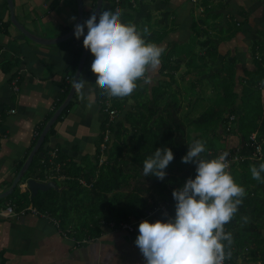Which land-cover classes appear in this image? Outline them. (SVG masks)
I'll return each instance as SVG.
<instances>
[{"label":"trees","instance_id":"trees-1","mask_svg":"<svg viewBox=\"0 0 264 264\" xmlns=\"http://www.w3.org/2000/svg\"><path fill=\"white\" fill-rule=\"evenodd\" d=\"M59 2L60 0H53L52 4L56 6ZM138 2L139 0L119 2V6L125 4L123 7L127 5L130 9V13L120 18L122 22L132 24L134 16L131 12L136 10ZM205 3L206 1L203 2L204 12L207 16L193 20L190 27L192 31L190 41L176 44L172 48H169L170 44L167 43L166 47L169 49L162 53L160 68L157 72L164 77L162 82L149 88L141 87L142 80L139 78L137 88L140 90H133L131 94L124 97L112 96L111 104L102 106L101 113L104 117L100 126L98 146L100 142L104 143V151L101 152L99 147L93 159H85L81 163L72 161L68 166L65 164V167L60 168V173L71 178L64 182L66 189L38 192L31 199L22 193L21 196L24 199L19 201L18 207L30 204L38 213L48 214L57 219L60 226L71 225L73 234H78L80 237L100 236L102 229L107 225L113 224L118 227L121 223L146 217L149 212L168 202L174 188L182 186L188 177H194L196 165L183 162L181 157L188 151L189 139L192 141L199 139L206 145V151L201 153L204 158H216L226 152L227 160L237 151L238 154L245 156L243 161L232 162L230 164L232 166L226 169L232 174L235 182L244 187L246 193L242 197V203L238 205V211L224 225L225 231L232 233L231 242H224L226 264H235L236 256L244 252L247 254L243 256L244 263L264 264V201L255 202L258 186L264 183V180H257L251 174V165L259 166L264 163V104L262 101L264 97V39L254 42L251 47L254 70L244 71L240 75L235 68L236 59L228 56L209 77L213 94L204 98L196 91L199 79L190 82L188 76L206 74V70L214 68L217 55L221 52L217 44L209 40H199L202 34H207L203 28L208 24L209 16L211 17L210 9ZM115 7L114 0L111 8L115 9ZM152 12H148L147 20H140L135 25L146 41L161 46L169 30L166 28L167 30L159 31L157 23L149 22V19L152 21ZM5 24L11 25L9 20ZM2 27L6 29L5 26ZM239 27L240 25L237 26L234 23L231 33L228 34L229 37H225L226 40L234 37ZM198 47L204 48L203 53H200ZM89 59L91 57L88 56L87 61ZM182 66L185 67V72L181 73L180 77L189 80L188 87L175 85L177 82L175 74ZM72 70H75V65ZM88 73L94 91L101 94L100 101L110 99L103 85L96 80V73H93L89 66ZM65 85L62 87L64 91L55 105V110L63 103L70 91V84ZM79 92L80 88H77L73 99L56 122L71 109ZM182 92L185 94L182 96L187 100L180 95ZM129 101L130 109L125 111ZM203 103L206 105L204 106ZM109 111L116 113L112 119ZM52 114L53 112L39 127L36 139ZM1 117L5 118V114L1 113ZM54 125L46 135L44 143L55 134ZM252 134L257 136L262 147L263 156L259 160L251 159L246 146ZM106 135L108 138L104 142ZM231 137L238 139V145L234 148L228 147V150L221 148L220 145L214 146L210 141L211 139L218 141L223 138L231 139ZM162 146H168L174 152V159L166 169L167 175L163 180L152 175L145 176L144 160L152 155L156 148ZM41 150L42 147L39 152ZM56 163V161L49 163L47 154L40 165L38 176L43 179L42 173L46 170L55 174V168L51 167H55ZM33 164L34 159L30 166ZM80 179L84 180L83 183ZM16 190L12 193V197L18 194L19 189Z\"/></svg>","mask_w":264,"mask_h":264},{"label":"crops","instance_id":"crops-1","mask_svg":"<svg viewBox=\"0 0 264 264\" xmlns=\"http://www.w3.org/2000/svg\"><path fill=\"white\" fill-rule=\"evenodd\" d=\"M113 1L102 0V7H111ZM115 1L116 7L123 10L120 18H124L126 13H130V9L127 5L123 7L125 4L119 6L121 0ZM205 1L212 14L210 22H218V32L214 36L218 43L224 44L225 52L236 59L237 72L242 75L244 71L254 70L250 48L254 42L264 39V0H139L136 10L131 12L134 16L132 24L147 20L148 12L153 11L152 21L149 19V22L157 23L159 31L169 30L160 44L163 52H166L176 44L190 41V27L197 18L195 11L204 10ZM52 2L53 0H14L17 20L30 34L43 40V43H36L16 28L11 29L12 25L6 26L9 12L5 0H0V114H5V118H0V194L11 188L41 134L36 139L39 127L51 112L56 111L55 105L64 91L62 87L65 84L72 87L85 45L82 35L56 44L44 42L55 41L69 33L77 20V0H60L56 6ZM97 2L98 0H83L84 18L95 10ZM218 12L220 16L216 15ZM161 14H165L164 24L157 20L161 18ZM234 23L240 25L239 31L226 40ZM167 43L170 44L169 48L166 47ZM222 52L221 49V53L217 55L214 69L224 59L225 52ZM93 55L94 50L90 47L88 56L92 59ZM88 56L81 73L87 81L73 101L74 106L63 115L58 124L54 123L55 134L43 142L42 150H38L36 158H33L34 164L26 172L27 178L20 181L12 191L14 193L18 188V194L10 198L11 193L6 197V207L13 206L15 210L32 207L30 204L17 206L24 199L22 193L29 199L32 198L25 186V181L29 178L42 183L52 182L58 191L66 189L64 182L71 178L60 173L59 169L72 161L81 163L85 159L91 160L96 155L97 148L101 145L100 142L98 146V142L103 118L96 114L95 107L101 94L95 92L91 84L88 66L93 73L95 69L91 59L87 61ZM158 69L150 73L160 76ZM14 80H17V91L14 90ZM262 101L264 104V97ZM233 139L237 146L238 139L235 137H231L230 144L234 143ZM47 154L49 163L57 162L51 168H55L54 171L59 174L46 170L41 179L38 176L40 165ZM83 181L80 179L81 183ZM169 197L168 202L146 215L147 220H164L174 215L175 200L172 195ZM255 197V202L264 201V183L258 186ZM133 222L134 220L130 221ZM73 233L71 225L60 226L59 221L48 214L26 211L18 218L0 217V264H145V258L134 243L138 226L130 233L107 225L100 236L89 238ZM240 254L236 256L235 264H247L242 262L243 253ZM238 259L241 262L237 263Z\"/></svg>","mask_w":264,"mask_h":264},{"label":"clouds","instance_id":"clouds-1","mask_svg":"<svg viewBox=\"0 0 264 264\" xmlns=\"http://www.w3.org/2000/svg\"><path fill=\"white\" fill-rule=\"evenodd\" d=\"M122 9L99 7L74 26V36H83V43L94 50L91 64L96 80L108 95L124 97L137 88V80L151 79L146 75L159 68L163 48L146 41L135 24L120 19ZM75 19V17H73ZM147 31V29H145ZM87 80L76 76L73 84L81 88ZM205 142L194 140L181 157L185 163L196 165L195 176L174 188V215L138 224L134 243L145 258V264H223L225 241L232 234L224 225L230 221L246 194L227 171V153L216 158H204ZM174 159L170 147H158L143 162L145 176L163 180L167 167ZM264 163L251 165V174L264 180Z\"/></svg>","mask_w":264,"mask_h":264},{"label":"water","instance_id":"water-1","mask_svg":"<svg viewBox=\"0 0 264 264\" xmlns=\"http://www.w3.org/2000/svg\"><path fill=\"white\" fill-rule=\"evenodd\" d=\"M5 2L7 4V8H8V12H9V21H10L11 25L14 28H16L20 33H22V35H24L29 40L34 41L36 43H43L42 39H39L38 37H35L32 34H30L29 31L17 20L16 15H15V9H14V0H5ZM99 7H102V0H98V2L96 4V8L98 9ZM82 20H84L83 0H77V20H76V23L79 21H82ZM73 33H74V27L69 31V33H67L66 35H64L58 39H56L55 41L44 40V42H52L55 44L60 43L62 41H66L67 39L74 37ZM52 43H50V44H52ZM89 50H90V46L84 45L73 81L76 79V76L81 75V73L83 71L84 64L86 62V58H87L88 53H89ZM76 89H77V87H75L74 84L72 83V87H71L67 97L64 99L63 103L58 107V109L53 113V115L50 117V119L46 122V124H45L38 140L36 141L32 151L30 152L29 156L27 157V159H26L25 163L23 164L22 168L20 169V171L17 173V175H16V177L12 183L11 188L8 191H5V192L0 194V200L8 197L12 193L14 188L17 186V184L20 183V181L24 177L25 173L27 172L28 168L30 167V164L32 163L34 156L36 155V153L40 149L41 145L43 144L45 137H46L47 133L49 132L50 128L57 121L58 117L61 115V113L64 111V109L68 106V104L73 99L75 92H76ZM25 186L30 191L32 198L35 197L39 191L45 192L49 189H55V190L58 189L57 186L52 182L42 183V182H39L38 180H36L34 178L27 179L25 181Z\"/></svg>","mask_w":264,"mask_h":264},{"label":"rangeland","instance_id":"rangeland-1","mask_svg":"<svg viewBox=\"0 0 264 264\" xmlns=\"http://www.w3.org/2000/svg\"><path fill=\"white\" fill-rule=\"evenodd\" d=\"M215 11H218V9H215ZM196 12V15H195V17H197V18H199V17H206L207 16V14H206V12H204V10H196L195 11ZM220 13L218 12L216 15H219ZM212 15V14H211ZM220 16V15H219ZM164 17H165V14H161V18H157V20L159 21L160 20V22L161 23H163L165 20H163L164 19ZM212 18V16L210 17L209 16V18H208V24L203 28V30H206L207 31V34H202L200 37H199V40L200 41H207V40H209L211 43H215V44H217L218 46H219V48H220V50L222 49V51L223 52H225L226 50H225V48L226 47H224V44H222L221 42H217V39H216V37L214 36V33L215 32H218V26H217V23L218 22H214V23H211L210 22V19ZM168 23V22H167ZM166 23V24H167ZM164 24V23H163ZM158 28V27H157ZM11 29H14L13 28V26H11ZM177 31H179V30H177ZM251 49V48H250ZM198 50H200V53H203V51H204V48H199L198 47ZM222 52V53H223ZM253 51H252V49H251V53H252ZM221 53V52H220ZM225 54V56H224V59H226L228 56L231 58V57H234V56H232V54H229V52H225L224 53ZM223 59V60H224ZM87 67V66H86ZM215 67V66H214ZM216 68H218V65L216 66ZM216 68L214 69V68H212V69H209V70H206V74H203V75H200V76H193V75H191L190 74V76H188L189 78V80H190V82L191 81H194V79H199V85H197V87H196V91L198 92V94H201L204 98L205 97H209L210 95H212L213 94V89L211 88V82L209 81V77L216 71ZM97 71L98 70H96L95 69V73H97ZM185 72V67L184 66H182V68H180L179 70H178V73H176L175 74V78L177 79V82H175V85L178 87H188L189 86V80L187 79V78H181L180 77V74L182 73H184ZM146 75H148V74H146ZM150 76H151V79L150 80H145L143 77L141 78V82H140V86L141 87H144V86H147L148 88L149 87H151L152 85H154V86H157L158 84H160L161 82H162V80H164V77L163 76H157L156 74H152V73H150L149 74ZM154 75V76H153ZM177 89V88H176ZM136 90H140L139 88H136V89H134V91H136ZM182 90V89H181ZM181 96L182 95H185L183 92L180 94ZM109 97H110V99L108 98L107 100H105V101H99V102H97V104H96V107H95V109L97 110L96 111V114L97 115H99V117H100V115L102 116V118L104 117L103 116V114L101 113V108H102V106L103 105H110L111 104V98H112V96L111 95H109ZM140 98H142V97H140ZM140 98L138 99V100H140ZM182 98L184 99V100H187V98H185L184 96H182ZM132 102V101H131ZM209 102V101H208ZM203 105L205 106L206 104L205 103H203ZM74 106V103H73V105H72V107ZM203 106V107H204ZM71 107V108H72ZM130 109V101H129V103H128V106H126V108H125V111H127V110H129ZM199 115V114H198ZM56 124H58V122L56 123ZM191 133V132H190ZM234 140V143H232V144H230V141H231V139L230 138H228V139H225V138H223V139H221L220 141H218V140H216V139H211L210 141H211V143L214 145V146H217V145H220V147L221 148H224V149H226V148H228V147H231V148H234V146L236 145V142H235V139H233ZM193 141L192 140H190L189 139V141H188V145H190L191 143H192ZM35 162V161H34ZM230 166H232V165H229L228 166V168H230ZM227 168V169H228ZM25 178H27V173L25 174V176L22 178V180H21V182H23L24 180H25ZM16 193H17V190H16ZM10 198H11V195L9 196ZM7 199L8 198H6V199H1L0 200V209H5L6 208V206H5V202L7 201ZM72 215V214H71ZM239 227H241V226H239ZM247 253V252H246ZM243 255H247V254H245V252L243 253ZM239 262H241L240 261V259H238L237 260V263H239ZM242 262H244V261H242ZM247 264H250L249 262H247ZM251 264H256V263H251Z\"/></svg>","mask_w":264,"mask_h":264},{"label":"built area","instance_id":"built-area-1","mask_svg":"<svg viewBox=\"0 0 264 264\" xmlns=\"http://www.w3.org/2000/svg\"><path fill=\"white\" fill-rule=\"evenodd\" d=\"M195 0H193L194 2ZM17 80H14V89L17 90V86H16ZM11 113H14V110H11ZM115 111H109V116L111 117V119L114 117L115 115ZM108 136L106 135L104 137V142L107 141ZM246 146L248 147V150L251 154V159H256L259 160L262 158L263 154H262V147L260 142L258 141V138L255 134H252L249 137L248 142H246ZM105 149V144L101 143L100 145V151L103 152ZM55 154V152L53 153V155ZM245 159V156L238 154V151L235 152L234 154L230 155L227 158V162H228V166L232 163V162H241ZM101 161V160H100ZM26 211H30L33 214H38L37 210L33 207H30L28 209H22V210H15L13 206H8L5 208V210H1L0 211V217H13V218H18L21 215H23ZM147 219V217H143V218H139L138 220L134 221L133 223L127 222V223H121L119 224L118 227L114 226L113 224H111L110 226L114 229L117 230H124V231H128L130 233L134 232L135 227L138 226V224L142 221ZM223 264H226V258H224L223 260Z\"/></svg>","mask_w":264,"mask_h":264}]
</instances>
